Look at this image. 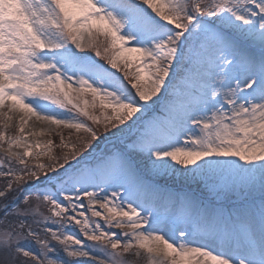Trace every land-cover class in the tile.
Returning <instances> with one entry per match:
<instances>
[{"label": "snow or ice", "instance_id": "obj_1", "mask_svg": "<svg viewBox=\"0 0 264 264\" xmlns=\"http://www.w3.org/2000/svg\"><path fill=\"white\" fill-rule=\"evenodd\" d=\"M0 264H264V0H0Z\"/></svg>", "mask_w": 264, "mask_h": 264}, {"label": "rangeland", "instance_id": "obj_2", "mask_svg": "<svg viewBox=\"0 0 264 264\" xmlns=\"http://www.w3.org/2000/svg\"><path fill=\"white\" fill-rule=\"evenodd\" d=\"M9 131H10V134H11L14 130H13V129H10ZM40 139L46 140V139H48V137L45 136V137H41ZM54 139H55V138H54ZM168 187H173V185H171V184L169 183V184H168Z\"/></svg>", "mask_w": 264, "mask_h": 264}, {"label": "trees", "instance_id": "obj_3", "mask_svg": "<svg viewBox=\"0 0 264 264\" xmlns=\"http://www.w3.org/2000/svg\"><path fill=\"white\" fill-rule=\"evenodd\" d=\"M171 184V183H170Z\"/></svg>", "mask_w": 264, "mask_h": 264}]
</instances>
